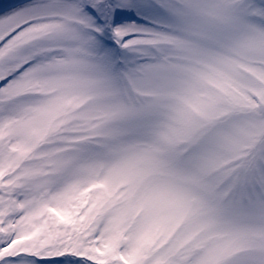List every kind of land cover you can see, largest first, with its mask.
I'll return each instance as SVG.
<instances>
[{"label": "snow or ice", "instance_id": "1", "mask_svg": "<svg viewBox=\"0 0 264 264\" xmlns=\"http://www.w3.org/2000/svg\"><path fill=\"white\" fill-rule=\"evenodd\" d=\"M0 264H264V0H0Z\"/></svg>", "mask_w": 264, "mask_h": 264}]
</instances>
